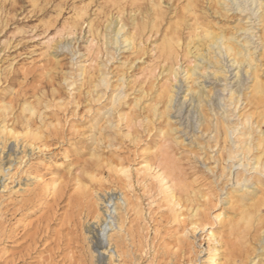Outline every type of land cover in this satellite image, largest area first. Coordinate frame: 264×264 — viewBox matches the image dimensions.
<instances>
[{
	"label": "rangeland",
	"instance_id": "1",
	"mask_svg": "<svg viewBox=\"0 0 264 264\" xmlns=\"http://www.w3.org/2000/svg\"><path fill=\"white\" fill-rule=\"evenodd\" d=\"M228 1L0 0V264H212L213 233L229 264H264L259 226L239 241L221 226L239 211L232 202L241 168L232 165L242 157L249 119H259L242 94L225 105L232 90L245 93L252 83L247 66L243 72L224 56L225 76L187 74L199 65L186 52L195 33L210 28L241 42L249 37L245 26L260 37L264 0L249 1L246 11ZM162 35L179 37L177 59L161 54ZM253 40L264 80L262 48ZM171 78L180 88L165 112L161 91ZM192 79L210 98L203 103L209 125L191 94L182 105ZM215 114L238 124L233 141L223 140V126L214 140ZM229 147L235 161L221 153ZM248 174L261 176L254 187L263 196L264 173ZM52 176L59 179L54 191Z\"/></svg>",
	"mask_w": 264,
	"mask_h": 264
},
{
	"label": "bare ground",
	"instance_id": "2",
	"mask_svg": "<svg viewBox=\"0 0 264 264\" xmlns=\"http://www.w3.org/2000/svg\"><path fill=\"white\" fill-rule=\"evenodd\" d=\"M222 1L225 5H228V0H219ZM235 4H237V7H235L240 11H246L249 10L247 3L249 1H251V4H255L257 3L259 0H232ZM222 3V5H223ZM231 3V2H230ZM250 3V2H249ZM248 3V4H249ZM220 4V3H218ZM221 6V5H220ZM250 6V5H249ZM257 7V6H256ZM224 8V5H223ZM222 8V9H223ZM227 9V8H226ZM230 9V8H229ZM258 9H262L264 11V4L262 3V1L259 3L258 5ZM257 13V12H256ZM263 13V12H262ZM261 13V15H262ZM250 14V13H248ZM194 15V14H193ZM251 15V14H250ZM255 15V14H253ZM248 16V15H247ZM255 17V16H254ZM253 17V18H254ZM244 18V17H243ZM250 18H252L250 16ZM258 18V16H257ZM245 19V18H244ZM241 20V18H240ZM254 22V21H253ZM258 22V21H257ZM256 25V22H254ZM118 24V23H117ZM121 24V23H120ZM252 25V24H251ZM254 25V24H253ZM261 26H262V33L260 35V37L256 36V34H258L256 32V34L254 32H252V28L253 27H245L242 26L240 27V30L243 31V33H247V35L250 37H248V39H244V41L240 40L238 41V39L236 40V37L234 36H227L224 32L222 33H215L214 31H211L210 28L208 30H206L205 32H203V34L200 33H195L194 36L196 38V40L193 43V46H191V42L187 44L188 49H187V54H193L192 56L195 57V60L199 61V65H195L194 67H188L187 69V74H188V78H192L193 75H198L200 74L201 77H207V78H211L210 75H213L214 78H219L218 76L224 75L225 69L226 67L223 66L222 64V58H224V56L230 57L232 56V63L231 66H234V64H236V67H239V69L241 70V66L246 64L247 69H242L245 70L244 74H247V76L250 77V81L252 80V83L248 86V91L246 90L245 93H243L242 91L240 92V87L232 90L229 94L230 97L228 98V102L225 105L229 106L234 104L235 102H238L240 99V95H243V98H245V101L247 103V105H253L254 107V111H252L251 108V116L253 114L256 115V113H258V121L255 122L252 119H249V130H247V138H244L245 140H243V142L245 141L244 146L242 147L241 150V156L240 159L238 160V164H233L232 166H238L241 169L239 171H237L236 173V183L239 186V191H237L238 196L235 197L234 202H232V205L235 204V206H238V213H235V216H222L223 220H222V224L221 226L223 227H227L228 228V232L231 234H235L236 239L239 240H246L247 237H249L251 231L253 228H255L256 226H259L257 228V232H259L260 235H262L264 233V216L260 213V208L261 206H264V195L263 196H259L257 193H259L258 191H256L255 189V184L258 185L260 183V177L258 178V176L256 177L255 181H252L250 174H248V172L250 170H253L254 173H258L260 175H262L264 173V129L262 128V125L264 124V80L261 78V74L259 73V66H261V63L258 64H254V62H256V52L257 49L259 47V44H256V41H254L253 39H255L257 37V40H259L260 42V46L262 48V53H261V57L260 60L262 62V59L264 60V15H262L261 17ZM211 27V26H210ZM257 27V26H256ZM259 27V26H258ZM257 27V28H258ZM255 28V27H254ZM256 28V29H257ZM123 29V25H121V27H119V29L116 31L117 35H119L121 33ZM213 29V28H212ZM239 30V31H240ZM222 31V30H221ZM238 31V32H239ZM237 32V31H236ZM131 33V32H130ZM234 34V33H233ZM116 36V35H115ZM163 36V35H162ZM131 37V36H130ZM177 37V36H176ZM174 37V36H170V35H164L162 38V41L159 45V49L162 55L165 56L166 59H177L178 57V50L180 48V39L179 37ZM116 39V38H115ZM127 40V39H126ZM130 40H134V36L130 38ZM130 42V41H128ZM254 44V46H252L254 48V50L252 51L253 48H251V45ZM183 46V45H182ZM183 49V48H182ZM260 51V50H259ZM182 52V51H181ZM258 53V52H257ZM260 53V52H259ZM260 56V55H259ZM222 57V58H221ZM231 58V57H230ZM259 58V57H258ZM197 61V62H198ZM86 67V66H84ZM204 68L205 71H202L201 68ZM211 68V70H209ZM84 69V68H83ZM85 70V69H84ZM83 70V71H84ZM170 76L176 77L177 71H176V66L174 68V65H171L170 69ZM186 70V69H185ZM184 70V71H185ZM241 70V71H243ZM262 70V69H261ZM240 72V71H239ZM239 72L237 71L236 73L234 72V74H236V76H239ZM244 72V71H243ZM226 73V72H225ZM241 73V72H240ZM264 73V72H263ZM186 74V73H185ZM184 74V75H185ZM243 74V75H244ZM250 74V75H249ZM261 75V76H260ZM245 76V75H244ZM245 76V77H247ZM101 77V76H100ZM198 77V76H196ZM204 77V78H205ZM244 77V79H245ZM200 78V77H199ZM237 78V77H236ZM239 78V77H238ZM237 78V79H238ZM252 78V79H251ZM186 79V77H185ZM248 79V78H246ZM197 80V79H196ZM205 80V79H204ZM241 80V79H240ZM188 81V80H187ZM193 79H192V84L188 87V94H186L184 102H182V105L185 106V100L187 98V96H190L189 94H191L192 101L193 99H195L196 102H198V106H200L201 110L199 109V107L197 105L194 104V106H197V108L200 110V114H202L203 118L202 121L205 123L211 124L213 122L214 119H210V115L208 113H206L204 108L203 103L205 101H208V95L205 94V90L204 92L201 90H196V88L193 87ZM242 81H244L242 79ZM242 81H240L239 83H241ZM199 82V81H198ZM237 82V81H236ZM108 83V82H107ZM190 83V82H189ZM195 83V82H194ZM201 83V82H200ZM199 85H203V82ZM110 84V82H109ZM244 84V82H243ZM107 84H104V86ZM187 85V84H186ZM198 85V84H197ZM242 85V84H241ZM225 86V85H224ZM244 86V85H243ZM187 87V86H186ZM206 87V86H205ZM178 88L180 87H176V85L173 83L172 78L168 79L167 82L164 84L161 93L163 94L164 98H165V107L164 110L166 111H170L172 106H173V102L175 101V97L177 95V91L179 90ZM200 88V87H199ZM228 88V87H227ZM122 89V88H121ZM202 89V87H201ZM223 89V88H222ZM116 90V89H115ZM186 90V89H185ZM118 91V90H117ZM245 91V90H244ZM116 92V91H115ZM123 92V91H122ZM125 92V91H124ZM160 92V91H159ZM186 92V91H185ZM237 92L239 93L237 96ZM119 93V92H118ZM116 93V94H118ZM121 93V92H120ZM119 93V94H120ZM193 93H195L196 95L193 97ZM118 94V95H119ZM115 95V93L113 94V96ZM209 95H211L209 93ZM118 97V96H117ZM116 97V98H117ZM115 98V99H116ZM208 98V99H207ZM221 99V97H220ZM223 99V98H222ZM113 100V99H112ZM225 100V99H224ZM119 101V100H118ZM117 101V102H118ZM189 101V99L187 100ZM212 101V100H211ZM244 101V100H243ZM244 101V102H245ZM116 102V103H117ZM223 105L224 103L222 101H220ZM242 102V101H241ZM113 103V101H112ZM115 103V102H114ZM195 103V102H194ZM197 104V103H196ZM114 105V104H113ZM179 105V104H178ZM175 107V106H174ZM211 107V106H210ZM209 107V108H210ZM232 107V106H231ZM248 107V106H247ZM5 108V107H4ZM163 108V107H162ZM226 108V107H225ZM228 108V107H227ZM230 108V107H229ZM130 109V108H129ZM192 109V108H191ZM211 109V108H210ZM209 109V110H210ZM231 109V108H230ZM178 110V109H177ZM198 110V111H199ZM234 110V107H233ZM179 111L180 108H179ZM192 112V111H191ZM213 112V111H212ZM221 112V111H220ZM223 112V111H222ZM172 113V111H171ZM219 113V112H218ZM227 113V112H226ZM167 114V113H166ZM213 114V113H212ZM223 114V113H221ZM216 115V114H215ZM213 115V116H215ZM218 115V114H217ZM216 115V121H215V126H214V130H215V134H214V140L219 136L221 129L220 127L223 126L224 129V134H225V138L223 140L226 141H230L232 139V136L238 131V127L236 124H232L229 120L230 115L225 114L222 117H218ZM245 116V115H244ZM250 116V118H252ZM246 117V116H245ZM167 118V117H166ZM241 122V120H239ZM243 123V122H242ZM201 125V124H200ZM241 125V124H240ZM239 125V126H240ZM244 125V124H243ZM166 126V125H165ZM246 126V125H244ZM168 127L170 128V125L168 123ZM201 127V126H200ZM243 127V126H242ZM247 127V126H246ZM2 128V127H1ZM166 128V127H165ZM222 129V130H223ZM240 129V128H239ZM245 129V128H244ZM173 130V129H172ZM171 130V131H172ZM213 130V131H214ZM259 130V131H258ZM258 131V132H257ZM223 132V131H222ZM204 133V132H203ZM213 133V132H212ZM246 133V130H245ZM211 134V133H210ZM241 134V132H240ZM222 135V134H221ZM210 136V135H209ZM257 136V137H256ZM224 137V136H223ZM222 138V136H221ZM213 139V138H212ZM162 140V139H160ZM238 139L235 140V142ZM241 139H239L240 141ZM256 140V148H257V154L254 155V157H252L250 159L249 154L251 149H254L255 147L252 148L253 141ZM221 141V140H220ZM216 142V141H214ZM238 142V141H237ZM236 142V143H237ZM241 142V141H240ZM232 144V142H230ZM223 144V143H222ZM242 144V143H241ZM240 144V146H241ZM233 145V144H232ZM239 145V144H238ZM237 145V147H238ZM220 146V145H219ZM225 147H227L226 145H223ZM222 146V147H223ZM235 146V145H234ZM255 146V145H254ZM164 146H162L163 148ZM236 147V146H235ZM155 148V147H154ZM153 148V149H154ZM161 149V148H160ZM164 149V148H163ZM162 150V149H161ZM222 150H226V151H222L221 153L224 154L225 156L227 155V159H231L234 160L235 157H237L235 154L236 151L234 150V148L232 149L231 147L229 148H223ZM157 151V149H156ZM164 151V150H163ZM253 151V150H252ZM159 152V151H158ZM240 152V151H239ZM254 152V151H253ZM256 152V151H255ZM165 153V152H164ZM167 153V152H166ZM99 155V154H98ZM156 155V154H155ZM158 155V154H157ZM154 157V156H153ZM156 157V156H155ZM224 157V155H223ZM163 158V157H162ZM167 158V157H166ZM168 159V158H167ZM226 160V159H225ZM164 161V159H163ZM228 161V160H227ZM235 161V160H234ZM150 162V160H149ZM162 162V161H161ZM225 162V161H223ZM233 162V161H232ZM170 164V163H169ZM227 166V165H226ZM168 167V166H167ZM175 167V166H174ZM174 167H171L172 169ZM149 168V167H148ZM171 169V170H172ZM164 170V169H163ZM174 170V169H173ZM172 170V171H173ZM237 170V169H236ZM174 172V171H173ZM232 172V171H231ZM230 172V173H231ZM170 173V172H169ZM253 174V173H251ZM233 175V174H232ZM257 175V174H255ZM59 177V176H58ZM233 177V176H232ZM230 177V178H232ZM166 179V178H165ZM179 179V177H178ZM235 179V177H234ZM231 180V179H230ZM181 182V179L179 180ZM58 183H59V179L56 178V176H52L51 181L47 184L48 188L50 190H57L58 187ZM264 183V182H263ZM262 183V184H263ZM186 184V182H185ZM237 186V185H236ZM260 186V185H258ZM264 188V187H263ZM236 190V189H235ZM234 190V191H235ZM261 190V189H260ZM171 191V190H170ZM169 192V191H168ZM261 193V192H260ZM235 194V193H234ZM233 194V195H234ZM178 195V193H177ZM232 195V196H233ZM171 198L177 199L178 197H176L175 191H172V195L170 194ZM236 196V195H235ZM176 197V198H175ZM234 198V197H232ZM189 200V199H188ZM177 202H179L177 200ZM115 203V207H114V211L117 212L120 209L119 206V202L116 201ZM180 203V202H179ZM177 204V203H176ZM181 205V204H180ZM105 212L109 211L108 206L105 207ZM195 208V207H194ZM100 211V210H99ZM233 212V211H232ZM236 212V211H235ZM98 213V212H97ZM104 217L103 213H98L96 215V218H102ZM221 222V221H220ZM197 224V223H196ZM112 226V225H110ZM222 228V227H221ZM227 232V233H228ZM253 232V231H252ZM254 233V232H253ZM116 234V233H115ZM218 234V233H217ZM220 235V234H218ZM229 235V236H230ZM249 235V236H248ZM113 234L110 235V238H113ZM213 238L215 239V243H217V245L219 247L215 246V250L211 256V263L212 264H229L228 262H230V258H228L227 254H222L220 253V249L223 248L225 246L222 247V239L219 238V236H217L215 233H213ZM235 240V239H234ZM249 241V240H247ZM244 243V242H243ZM227 244V242H226ZM224 252V251H223ZM112 256V255H111ZM110 256V257H111ZM112 258V257H111ZM234 261H231V263H233Z\"/></svg>",
	"mask_w": 264,
	"mask_h": 264
}]
</instances>
